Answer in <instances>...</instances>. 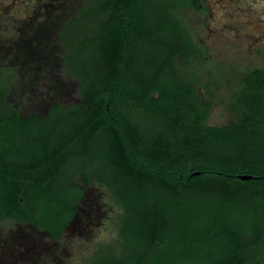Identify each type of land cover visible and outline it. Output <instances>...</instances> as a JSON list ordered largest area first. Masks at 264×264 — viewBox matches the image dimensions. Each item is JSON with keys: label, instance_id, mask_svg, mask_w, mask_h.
Here are the masks:
<instances>
[{"label": "trees", "instance_id": "1", "mask_svg": "<svg viewBox=\"0 0 264 264\" xmlns=\"http://www.w3.org/2000/svg\"><path fill=\"white\" fill-rule=\"evenodd\" d=\"M194 9L202 0H101L94 77L73 78V100L23 116L0 93V222L60 239L83 198L78 176L121 209L103 264H168L171 244L183 250L171 264H264V70L242 79L237 122L211 126L187 78L204 59L182 15Z\"/></svg>", "mask_w": 264, "mask_h": 264}, {"label": "rangeland", "instance_id": "2", "mask_svg": "<svg viewBox=\"0 0 264 264\" xmlns=\"http://www.w3.org/2000/svg\"><path fill=\"white\" fill-rule=\"evenodd\" d=\"M37 2L0 0V93L9 90L10 100L23 116L33 111L45 115L50 105L73 100L76 80L83 75L92 79L96 66L94 47L88 46L99 21L89 16L101 0L56 1L49 5L38 27H24L21 9ZM10 8L18 10L19 16L13 11L6 14ZM182 15L204 51V59L187 71V78L200 80L197 88L212 105L209 124H235L240 118L235 94L242 88V79L249 71L264 70V0H202V11L188 10ZM139 121L144 129L159 128L151 119ZM78 179L77 176L75 182ZM98 193L96 189L93 196L89 195L78 217L90 225L89 231L76 224L56 250L51 248L31 264H103L105 256L117 252L114 242L121 209L112 195L107 204L97 201ZM93 198L94 202L90 201ZM87 212L88 217L84 214ZM16 227L11 222L1 225L4 231ZM100 251L102 258L97 256ZM179 251L183 253L174 244L164 250L168 264L180 258L176 255Z\"/></svg>", "mask_w": 264, "mask_h": 264}, {"label": "flooded vegetation", "instance_id": "3", "mask_svg": "<svg viewBox=\"0 0 264 264\" xmlns=\"http://www.w3.org/2000/svg\"><path fill=\"white\" fill-rule=\"evenodd\" d=\"M51 1L52 2L47 3L44 0H39V2L37 3L24 5V8L21 9L22 18H20L21 20H23V26L38 27L40 25V18L46 17V11L48 10L49 5L54 4V2L56 1L61 4L63 0ZM12 11L14 12L15 10L10 8L8 12L6 11V14L11 15ZM14 13H17V15L19 16L18 10ZM78 180L79 181H77L76 183H78L83 189V198L80 201V205L73 219L69 222L68 226L62 232V236L60 239H53L49 232L37 227L31 222H19L16 220H6L0 222V264H29L30 262L34 263V261H36V258H39L40 255H46L47 251H49L51 248L53 250H56L61 241L67 235V232L76 229V224H79L80 226L83 225L84 227L82 228V230L89 231L88 227H90V225L85 223L86 220L84 219L81 222L78 220V217L82 212V204H84L86 201L87 203L89 202V195L93 196L94 190L96 189L99 192L97 201L99 200L104 204L108 203L109 195L112 194L105 184H99L98 182L89 184L83 178H79ZM90 201L94 202V198ZM84 214L87 217L90 215L88 212ZM6 222H11L17 227L14 230L9 229L7 231H4L1 229V225ZM47 241H50L51 245L48 244ZM46 247L48 248L46 249Z\"/></svg>", "mask_w": 264, "mask_h": 264}, {"label": "water", "instance_id": "4", "mask_svg": "<svg viewBox=\"0 0 264 264\" xmlns=\"http://www.w3.org/2000/svg\"><path fill=\"white\" fill-rule=\"evenodd\" d=\"M196 174H199V173H196ZM238 179L241 181H251V180H256L259 178H255V177L249 176V175H240V176H238Z\"/></svg>", "mask_w": 264, "mask_h": 264}]
</instances>
